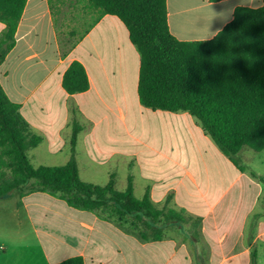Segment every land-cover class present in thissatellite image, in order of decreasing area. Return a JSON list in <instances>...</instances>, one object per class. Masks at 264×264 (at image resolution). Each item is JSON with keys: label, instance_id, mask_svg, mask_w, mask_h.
Returning <instances> with one entry per match:
<instances>
[{"label": "crops", "instance_id": "1", "mask_svg": "<svg viewBox=\"0 0 264 264\" xmlns=\"http://www.w3.org/2000/svg\"><path fill=\"white\" fill-rule=\"evenodd\" d=\"M167 5L171 33L190 42L212 39L238 7L258 8L263 0ZM6 32L0 22V83L42 138L28 151L34 167L53 166L48 160L68 163L78 122L82 181L105 186L114 175L116 189L125 191L131 177L136 198L148 193L158 209H175L201 225L171 224L157 240L151 231L142 238L144 222L136 215L75 208L29 184L0 199V264H58L73 257L85 264H264V150L243 148L240 168L191 113L144 107L138 95L141 54L118 17L103 15L89 0H27L11 41ZM74 61L85 67L90 89L70 95L62 82ZM152 117L170 124L158 144L141 133ZM118 129L143 149L110 146L105 138Z\"/></svg>", "mask_w": 264, "mask_h": 264}, {"label": "trees", "instance_id": "2", "mask_svg": "<svg viewBox=\"0 0 264 264\" xmlns=\"http://www.w3.org/2000/svg\"><path fill=\"white\" fill-rule=\"evenodd\" d=\"M26 3L0 0V22L7 25V41L14 38ZM89 3L103 15L118 17L128 29L141 54L138 95L144 107L191 113L236 166L240 167L238 155L243 148L264 150V0L258 8L238 7L233 20L212 39L190 42L171 33L167 0ZM62 85L70 95L90 89L81 62L70 65ZM82 130L74 122L67 164L34 167L28 151L38 147L42 138L31 132L20 106L10 100L0 83V199L31 184L30 190L60 195L75 208L108 211L119 218L136 215L144 222L141 237L151 231L156 240L167 225L192 220L169 207L158 209L148 193L136 198L131 177L125 191L116 189L114 175L105 186L82 181L76 159ZM260 180L264 183V177ZM200 225V220H193L195 228ZM58 264L85 261L73 257Z\"/></svg>", "mask_w": 264, "mask_h": 264}, {"label": "rangeland", "instance_id": "3", "mask_svg": "<svg viewBox=\"0 0 264 264\" xmlns=\"http://www.w3.org/2000/svg\"><path fill=\"white\" fill-rule=\"evenodd\" d=\"M144 128L142 130V137L147 140V141H150V140H153L156 142V144H158V141H159V138L160 136H164L166 134V132L168 131V128L170 126L169 122L166 121L165 119L161 118V117H152V118H146L143 122V125H142ZM183 130L181 131L183 136H185V128H182ZM179 126L177 127L176 131H177V135L179 134ZM105 141L110 145L112 146L113 148L115 149H118V150H122V151H125L127 149H129L130 147H133L134 149H139V150H142L143 149V146H140L138 144H130V142L128 141V139L123 135V132L120 131L119 129L116 131V132H113L109 137L105 138ZM246 151H249V152H253V154H256L252 149L246 147L245 149ZM261 154H264V151L263 153ZM84 153L82 154V158H84ZM37 162H33L34 165H36ZM44 163H47L48 165H53V166H61L59 162V160L57 161H52V160H48ZM100 176H102L100 174ZM100 176H97V177H100ZM98 183H105L103 178H98ZM187 223H190L193 225V221L189 220V222H186Z\"/></svg>", "mask_w": 264, "mask_h": 264}]
</instances>
